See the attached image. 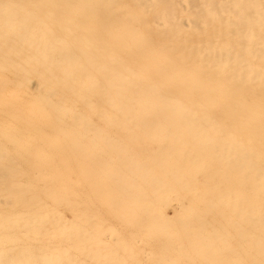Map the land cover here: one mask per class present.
Here are the masks:
<instances>
[{"label": "bare ground", "instance_id": "bare-ground-1", "mask_svg": "<svg viewBox=\"0 0 264 264\" xmlns=\"http://www.w3.org/2000/svg\"><path fill=\"white\" fill-rule=\"evenodd\" d=\"M20 1L51 7L0 9V28L20 41L4 44L0 67L37 83L19 133L31 137L15 147L49 179L43 193L65 206L75 196L65 181L79 183L85 158L96 164L88 177L109 170L119 208L120 195L151 215L205 201L238 229L251 264H264V0ZM187 226L204 259L233 264L226 229L202 252L204 233Z\"/></svg>", "mask_w": 264, "mask_h": 264}, {"label": "rangeland", "instance_id": "rangeland-1", "mask_svg": "<svg viewBox=\"0 0 264 264\" xmlns=\"http://www.w3.org/2000/svg\"><path fill=\"white\" fill-rule=\"evenodd\" d=\"M0 3L3 5L0 9L4 3L18 9L51 8L42 6L40 1L0 0ZM31 33L36 34L37 30L33 28ZM12 34L10 29L0 28V61L2 51L8 48L5 43L20 42ZM22 81L19 75L0 67V170L19 173L16 176L0 174V264H213L191 244L192 232L187 224L204 233L201 238L206 242L202 252L210 248L208 240L214 230L226 229V242L234 251L226 255L235 259L233 264H251L247 247L236 237L238 229L225 215L205 211V201L192 202L191 207L183 210L177 205L173 209L163 207L151 215L139 210L133 212L129 202L120 195L125 207L119 208L117 187L107 180L109 170L106 169L104 176L92 179L86 174L90 163L85 158L75 166L80 172L79 183L69 186L65 181L75 196L68 197L65 206L53 203L43 193L50 185L47 176L34 174L30 170L34 167L33 161L27 156L18 157L15 147L20 145L19 139L31 137V133H19L26 128L22 118L30 115L26 107L38 93L34 79L24 85ZM19 105L25 110L20 111ZM97 124L101 125L100 121ZM108 134L119 140L124 136L120 129L110 130ZM102 161L112 165L115 162L108 151L104 152ZM82 167L86 168L83 173L78 171ZM71 175L74 182L76 176ZM103 184L107 185L103 187L104 192L95 191ZM198 190H203L201 185ZM208 198L202 194L201 199ZM180 201L189 206L186 198ZM68 246L70 249H65ZM40 252L46 257L40 258Z\"/></svg>", "mask_w": 264, "mask_h": 264}]
</instances>
